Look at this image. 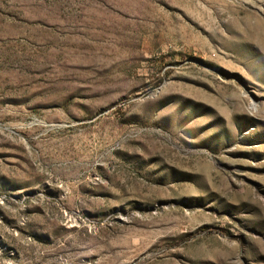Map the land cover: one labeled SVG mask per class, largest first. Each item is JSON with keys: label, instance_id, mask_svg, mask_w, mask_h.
Instances as JSON below:
<instances>
[{"label": "rangeland", "instance_id": "374dc122", "mask_svg": "<svg viewBox=\"0 0 264 264\" xmlns=\"http://www.w3.org/2000/svg\"><path fill=\"white\" fill-rule=\"evenodd\" d=\"M0 264H264V0H0Z\"/></svg>", "mask_w": 264, "mask_h": 264}]
</instances>
